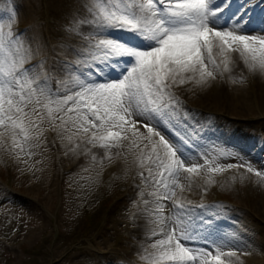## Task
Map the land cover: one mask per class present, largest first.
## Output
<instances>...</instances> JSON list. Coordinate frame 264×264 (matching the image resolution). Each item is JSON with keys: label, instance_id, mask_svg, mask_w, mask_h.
<instances>
[{"label": "rangeland", "instance_id": "obj_1", "mask_svg": "<svg viewBox=\"0 0 264 264\" xmlns=\"http://www.w3.org/2000/svg\"><path fill=\"white\" fill-rule=\"evenodd\" d=\"M67 3L0 0L5 31L14 14L12 31L30 47L32 63L51 74L53 88L65 77L51 71L50 63L43 67L38 61L41 38L46 41L44 54L55 55L59 70L75 63L83 45L68 27L70 20L80 16L79 9H66ZM216 3L223 5L225 0ZM227 3L220 27L231 26L241 16L248 21L243 34L264 30V0ZM104 35L144 47L132 39ZM213 55L217 63L223 59L216 49ZM226 55L229 71H223L221 64L209 84L190 81L171 88L186 118L181 130L187 128L189 142L182 150L193 157L189 166L200 165L198 173H181L173 199L195 209L192 227L203 238L186 242L189 246L220 245L222 251L235 250L245 264H264V73L248 71L236 52ZM126 60L117 62L109 79L120 77L128 67ZM42 114L41 135L31 141L35 145L31 155L14 148L10 133L0 137V264H150L141 255L147 257L152 242L161 238L152 233L160 230L161 214L154 210L163 191L141 178V173L148 177L151 165L142 161L151 144L129 132L119 148L93 149L84 143L83 133L73 135L70 123L65 126L68 130L59 127V120L54 127L46 109ZM137 127L148 135L145 128ZM193 129L199 134H193ZM162 131L176 139L171 131ZM241 165H251L262 175ZM217 166L220 172L208 171ZM159 203L163 216L176 212L173 201ZM201 219L210 226L201 224ZM175 221L173 215L171 223Z\"/></svg>", "mask_w": 264, "mask_h": 264}, {"label": "snow or ice", "instance_id": "obj_2", "mask_svg": "<svg viewBox=\"0 0 264 264\" xmlns=\"http://www.w3.org/2000/svg\"><path fill=\"white\" fill-rule=\"evenodd\" d=\"M81 7L83 15L70 20L68 27L83 45L73 65L61 66L65 78L56 82V88L51 74L31 63V49L25 47L21 34L12 31L14 14L7 31L0 19V137L10 133L14 148L31 155L35 146L31 141L41 135L46 109L51 123L61 121L59 127L64 130L70 123L73 135L83 133L88 137L84 143L106 151L119 148L129 132L147 139L151 151L142 164L151 166L148 177L141 173V178L158 191L163 189L154 210L161 214L160 230L152 233L161 238L152 242V252L147 257L141 255V260L150 264H231L226 258L235 257V250L222 251L220 245L203 249L186 243L203 238L192 227L195 209L173 198L181 173H198L200 165L189 166L193 157L182 150L189 142L187 128L181 130L186 118L171 88L190 81L209 84L221 64L223 71H229V52L238 53L248 71L264 73V30L243 34L241 29L248 21L241 16L231 26L220 27L227 0L223 5L216 0H83ZM110 29L132 32L144 47L105 36ZM214 49L223 57L220 63L214 58ZM123 58H127L128 67L119 78L109 79V72ZM137 125L147 130L146 137ZM162 129L171 131L176 139L166 137ZM193 134L199 133L193 129ZM241 166L262 175L251 165ZM221 170L219 166L208 168L210 173ZM159 200L173 201L176 212L163 216ZM201 224L210 226L203 219Z\"/></svg>", "mask_w": 264, "mask_h": 264}, {"label": "bare ground", "instance_id": "obj_3", "mask_svg": "<svg viewBox=\"0 0 264 264\" xmlns=\"http://www.w3.org/2000/svg\"><path fill=\"white\" fill-rule=\"evenodd\" d=\"M81 1L82 0H68V3L66 5V9H70L71 6L73 8H77L79 9V14L80 16L83 15V8L81 7ZM218 2V0H216ZM104 34H107V35H113V36H116V37H119V38H128V39H132L135 44H139V45H143L144 42L137 36H135L132 32H129V31H124V30H118V29H110L108 30L106 33ZM41 51H40V55H38L39 57V62L42 63L43 67L46 66L47 64H51V71L54 69V71H57L58 70V75L60 73V70L58 69V65L55 62L56 60V57L54 54L50 55V56H47L46 54H44V50H45V47H46V41L41 38ZM80 49V48H79ZM78 49V50H79ZM43 52V53H42ZM35 58H31V63L34 61ZM58 77V76H57ZM69 85H71V82H68ZM53 85V83H52ZM88 137L85 138V140L87 139ZM93 149H98V147H93ZM33 202V200H32ZM227 260H230L231 264H245L242 259L238 256V254H236L235 257H231V258H226Z\"/></svg>", "mask_w": 264, "mask_h": 264}]
</instances>
